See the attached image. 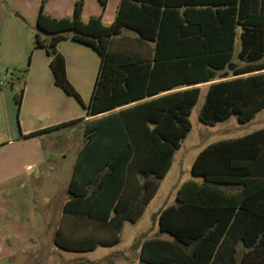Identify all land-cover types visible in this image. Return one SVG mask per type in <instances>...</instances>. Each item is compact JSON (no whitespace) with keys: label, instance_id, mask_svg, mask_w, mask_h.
Segmentation results:
<instances>
[{"label":"trees","instance_id":"1","mask_svg":"<svg viewBox=\"0 0 264 264\" xmlns=\"http://www.w3.org/2000/svg\"><path fill=\"white\" fill-rule=\"evenodd\" d=\"M100 1L105 8L107 0ZM43 7L42 2L34 49L48 54L60 89L82 103L58 52L61 41L88 45L102 58L87 107L90 115L206 83L211 84L199 113L203 124L213 126L235 116L245 125L264 110V0H121L110 26L101 16L83 22V0L75 3L70 18H52ZM124 29L155 44L152 61L112 50L111 39ZM237 30L241 33L237 59L242 66L234 62ZM24 89L15 97L18 111ZM199 98V87L163 96L138 107V126L133 125V116L123 120L127 113L121 112L120 121L106 119L110 121H102L96 129L113 138H86L63 213L100 220L113 236L78 239L59 230L54 239L58 248L80 253L119 243L123 219H138L168 174L175 151L191 131L189 118ZM135 168L156 183L146 187L148 193L140 201L130 204L122 196ZM191 173L201 182L181 186L177 205L159 214L160 233L172 240L145 241L140 263L264 264V129L208 146L196 157Z\"/></svg>","mask_w":264,"mask_h":264},{"label":"crops","instance_id":"2","mask_svg":"<svg viewBox=\"0 0 264 264\" xmlns=\"http://www.w3.org/2000/svg\"><path fill=\"white\" fill-rule=\"evenodd\" d=\"M52 1L53 0H0V71L1 75L3 74L4 77H6L5 81L0 85V95L2 96V98L7 101L8 92L6 90L7 87H11V89H13L15 77L18 79L24 77L25 79L24 95L22 98L20 110L18 111L19 128L17 127V129L14 130L11 115L8 109V103L4 102V104H0V138H5L0 141V156H5V159L17 158L18 160L20 156H24L27 150V146H30V144L32 143L35 144L39 141V139L42 138H47L48 140L56 139L58 144L55 146L58 147L62 146L64 138H82V146L78 149L77 152L72 154L76 157V162L73 166L71 177L69 176L70 180L64 173V162L62 161V167L58 164H55L54 166L59 170V172L56 174L55 180H51L49 185L47 182H43L45 185L41 187V192L39 193V195L45 192L44 190L47 189L55 191L58 190V181L60 179L59 175L64 174V176L67 177L68 198L62 203L61 217L57 227L53 232V240L55 239L56 232L59 230L66 237L70 238L79 239L90 237L94 239L108 240L113 236L112 229L102 226L100 220L94 218L92 219L89 217L77 218L73 215H66L63 213L64 204L70 200L69 186L74 175L75 166L77 164L80 151L82 150L86 142V138H113V135L110 136V134L102 130L100 133H98V131L96 130L98 126L102 125V121L106 122L110 121L106 119H111V121L116 123L120 121L119 119L121 118L120 116V118H118V115H120L121 112H126L127 114H123L122 116L123 120H127V117H129L130 120L133 116V125L136 127L138 126V124H141L138 118L139 110H137L139 106L148 102L155 101L163 96L181 92L192 87H199L201 94V87L209 86V84L211 83L192 87H179L170 91L162 92L152 97H147L144 100L137 101L126 106L118 107L107 113L98 115L88 114L87 107L91 103L96 80L98 78L102 63V58L98 54V52L92 47L74 41L72 39H65L61 41L57 46L58 52L64 57L66 62L67 78L81 97L82 103H80L74 97L67 95L55 84L54 75L50 68V58L46 51L44 49H34V39L36 35L34 27H36L37 17L42 2L44 6V12L52 18L62 19L70 18L72 16L74 9L72 3L70 4L67 0H59L58 5L53 6ZM98 1L101 4V1ZM120 1L121 0L118 1V7ZM102 9L103 11H97L96 9H94L93 13L87 14L83 7V22H88L92 17L101 16L102 22L105 26L112 25L116 19L117 11L115 15L112 16L107 12V6H105V8H103L102 6ZM132 32L133 31L124 29L119 36L113 37L111 39L112 50L132 55L141 61H152L154 57L155 44L140 41L138 35L135 32H133L135 34H130ZM240 34V30H237L234 52V62L236 63L239 62L237 59V55L240 51L239 49V51L236 53V45L239 43L241 48ZM124 41H131L133 43H136L138 44L140 49L129 50L125 46H122V42L124 43ZM28 56H31V62L27 68V66L24 65V60ZM17 72L19 73V75L17 74ZM132 111L134 112L132 114H129L128 116V113H131ZM147 125L152 127L151 123H147ZM76 127V130L60 134V132L64 130L66 131L70 128ZM84 127L85 129L83 131ZM117 127V138H120L121 129L119 125ZM122 138H124V135L122 136ZM34 144L32 145L35 147ZM51 151L54 152L53 154L55 155L51 158H45L40 153H36V155L34 156L30 155V157H33L32 161L24 163L17 161V170H15L13 166L9 167L7 170L2 169V167L0 166V192L4 191V187H7V190L11 191V197H8L7 195L6 197L9 199L5 203L6 208L10 209V213L8 209V213L10 215L8 217V221L6 222L8 226L6 228V232H0V263L1 261H9V259L14 257L15 255L30 252L32 224L35 229L34 235L39 233L37 228L38 226L40 227L38 222L42 219V214H40V217H38L39 220L36 223V221L33 219L34 216H31L30 212L31 201L27 200L25 198V193H22V195L21 192L26 189L28 183L32 185L30 181L31 172L36 170L33 176L35 181H38L43 175L42 171L44 163L48 159L55 160L57 157H60L62 160V157L58 155L59 151ZM28 152L30 153V151ZM138 170L139 169L136 168L132 170V173L129 176L128 183L124 188V194L122 196V200L125 202H130V204L136 203L138 200L140 201L142 197L146 193H148L146 187L149 186V188H151L156 183L152 176L144 177L139 173ZM44 180L45 179L42 178L40 179V182ZM52 185L54 187H52ZM31 189L33 192L34 188L32 187ZM3 197L4 196H2V198ZM154 197L144 207V210L138 219H136L135 221L130 220L128 217L123 219V225L120 233L123 230L125 222L135 224L139 221V219L144 214L146 207L154 200ZM48 200L50 204V199L48 198ZM0 205L3 206L4 203L0 202ZM176 205L177 199L176 204L173 206ZM160 212L157 215L158 232L152 233L151 235L144 234L134 246L135 250H137L138 252V264H141L139 261V254L141 252L142 244L145 241L153 239L168 241L172 240L169 235L160 233ZM65 217L70 218L73 221V226H70L71 231H66L64 229L62 223ZM111 217H114L113 213L111 214ZM119 217L121 218V216ZM80 224H82L81 227L84 226L86 228L87 234L77 237L75 236V233L79 231ZM41 229H43L44 231L46 227H41ZM120 233L117 235L118 237ZM55 247L58 250H62L56 245ZM94 251L80 252L78 254H85ZM2 255H4V258H2ZM113 258H105L101 262H106V260L109 259L110 264H114ZM78 262L85 261H76L65 264H73ZM85 263L100 264V261L98 263L86 261Z\"/></svg>","mask_w":264,"mask_h":264},{"label":"rangeland","instance_id":"3","mask_svg":"<svg viewBox=\"0 0 264 264\" xmlns=\"http://www.w3.org/2000/svg\"><path fill=\"white\" fill-rule=\"evenodd\" d=\"M73 6L78 0H67ZM119 0H107V12L112 16L115 15L118 7ZM59 0H53V6H57ZM84 10L87 14L93 13V10L97 11L102 9L101 4L98 0H83ZM34 30L37 33V28L34 27ZM135 34V33H130ZM122 46H125L129 50H139L140 47L138 44L131 41L122 42ZM239 43L236 45V53L239 51ZM29 57L24 60V65L29 66ZM239 66L243 64L237 62ZM5 71V70H4ZM19 75V73L17 72ZM6 77L1 75L0 71V85L5 81ZM23 88H25V79L14 78L13 89L7 87V101L2 98L0 95V104L4 102L8 103L9 113L11 115L12 123L14 130L19 126V116H18V107L16 104V94H18ZM1 89V88H0ZM4 90V89H2ZM208 86L201 87V94L197 105L191 112L189 121L191 123V131L185 139L182 140L181 147L176 151L175 156L172 161V166L166 175V177L159 182L157 193L154 197V200L146 207L144 214L135 224L125 222L122 232L119 235V243L112 247H102L98 246L94 252L78 254L71 253L63 250H58L54 245L53 232L57 227L60 217H61V206L64 200L68 198L67 196V177L64 174H60L58 181V190L47 189L45 192H41L40 189L43 185V182L50 184L51 180H55L56 174L59 172L58 168L55 167V164H58L62 167L64 162L63 170L65 175L71 177L73 166L76 162V157L72 155L77 152L78 149L83 144L82 138H64L61 147L55 146L58 144L56 139L48 140L47 138L39 139L36 142L35 147L30 144L27 146V150L24 156L16 159H5V156H0V166L2 169L7 170L9 167L13 166L15 170L18 169L16 166L17 161L24 163L32 161L33 157L30 155H36L40 153L45 158H51L55 156L51 150L59 151L58 155L62 157H57L55 160H47L44 163L42 177L40 179H45L40 182L35 181L34 173H30V183L27 184L26 189L21 192L25 193V198L30 200L31 216H34L36 223L38 222L40 214H42V219L38 222L37 230L39 233L34 235V227L31 225V247L30 252L24 254H18L10 258L9 261H1L0 264H65L76 261H91L94 263L100 264H110V260L107 259L106 262H101L105 258H113L114 264H138L137 257L138 252L135 250L134 246L141 237L146 235H151L152 233L158 232V221L157 215L164 208L173 206L176 204V195L185 183L189 181L200 182L199 178H194L192 176L191 170L195 162V159L201 151L206 147L227 140H235L250 135L256 131L264 129V110L256 114L254 119L245 125L238 123L235 116L230 117L227 121L217 123L216 125H206L199 120V113L205 103V97L207 95ZM19 128V127H18ZM76 128H70L60 132L68 133L69 131L76 130ZM85 127L83 128L84 131ZM5 138H0L2 141ZM48 140V141H47ZM65 141V142H64ZM1 143V142H0ZM57 147V148H56ZM37 149V150H36ZM30 151V153L28 152ZM62 153V154H61ZM67 154V155H64ZM63 161V162H62ZM53 166V167H51ZM49 179V180H48ZM70 180V179H69ZM34 188L33 192L31 188ZM52 187H54L52 185ZM4 191L0 192V198L4 205H0V232H6L8 224L9 213L8 209L5 206L6 201L11 197V191L7 190V187L3 188ZM43 190V189H42ZM28 194V195H27ZM23 195V194H22ZM27 195V196H26ZM2 196H4L2 198ZM50 199V204L49 200ZM40 212V213H39ZM73 221L70 218L65 217L63 221V226L66 231H71L70 226ZM73 226V225H72ZM82 224L79 225V231L75 233V236H82L87 234L86 228ZM41 227H46L43 231ZM34 235V236H33ZM36 236V237H35ZM20 245V244H17ZM1 257V256H0ZM4 258V255H2Z\"/></svg>","mask_w":264,"mask_h":264},{"label":"water","instance_id":"4","mask_svg":"<svg viewBox=\"0 0 264 264\" xmlns=\"http://www.w3.org/2000/svg\"><path fill=\"white\" fill-rule=\"evenodd\" d=\"M233 68L231 67V70H232Z\"/></svg>","mask_w":264,"mask_h":264}]
</instances>
